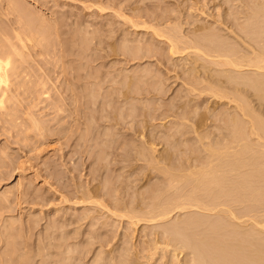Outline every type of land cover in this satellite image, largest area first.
<instances>
[{"label":"rangeland","instance_id":"374dc122","mask_svg":"<svg viewBox=\"0 0 264 264\" xmlns=\"http://www.w3.org/2000/svg\"><path fill=\"white\" fill-rule=\"evenodd\" d=\"M109 1L116 5L120 0H116L118 3L115 0ZM109 1L0 0V47L8 50L7 43H15L17 50L22 51L23 60L21 61H26L22 63L24 71L19 70L23 71L22 76L18 75L20 73L18 71L15 73L16 77L13 73L9 77V85L11 83L12 85L8 89L10 94L7 92L8 102L5 100L4 108L0 109V203H3L0 204L2 205L0 207V264H93L96 260L99 261L98 264H107L108 258H115V260L111 259L115 264L120 263L118 261L122 258L123 262L127 261V263L124 262L125 264H148L145 258L147 253L137 251L145 246L148 237L153 238L149 234L154 231L160 232L164 228L171 230V227L174 228L178 222L186 218H197L198 221L203 222L213 221L226 234L231 231L228 225L230 218H226L220 212L225 209L223 205L217 206L216 212L209 213L195 209L173 211L168 219L159 223L145 225L139 222L137 225H129L124 217L119 218L122 212L113 208L112 204L115 201L136 203L138 200H148L150 204L156 197L166 199L187 191L191 183L190 178H182L179 183L170 182L163 170L170 169L171 172L181 175L182 166H187L192 161L194 163L198 161L196 166L203 163L205 160L202 156H205V152L196 134L206 136L208 134L209 139L203 140L205 143L210 142V139L217 142L218 137L224 134L228 139L219 140L217 145H225L230 140V134H225L227 119L232 114L238 113L235 102L232 100L239 93L227 88L223 76L217 73L229 69L233 70L234 74L255 75L260 70L216 65V63H210L214 59L202 53L194 55L185 51L177 57L169 58L170 65L165 63L167 67H160L170 71V75H180L179 67L184 65L190 67L191 62L197 67V71H191L189 74L182 73L175 81L174 78L169 80L168 90L158 95V99H150L146 102L130 100L129 103L135 115L132 114L134 120H146L143 126L146 133L150 134L144 135L154 140L153 146L156 151L151 155L148 152L150 158L169 155L170 159L162 160L158 164L154 159L152 163L140 160L136 162L130 157L134 155L133 149L137 150L140 142L137 134H123L120 133L122 130L117 132L115 128H103L105 123L100 114L103 112L100 111V107V110L97 107L98 112L93 110L95 106L89 104V97L93 90L101 92L100 88L103 87L104 93L100 100L105 97L110 102V108H107L117 111L121 106L116 102L114 104L115 100L112 101L108 94L114 93V88H126L129 85L131 89H134L144 84L136 76H139L138 72L141 73L142 69H153L150 67L155 65V57L125 63L123 56L127 55V45L134 47V43L144 42L141 44L144 47L145 44H152L148 41L151 39V28H148V32L147 28L139 30L134 27L132 29V26L128 27L130 23H126L123 17H119L118 11L115 7H111L113 4ZM121 1L123 3L120 4V8L123 9L121 13L124 14V18L131 21L130 10L124 9L132 7L136 13L148 14L152 18L166 14L176 18L178 15L177 18L183 21L180 30L185 29V32L189 27L188 22H194L195 25L200 23L208 29L198 33L200 37L205 33L208 36L212 35L216 40L225 43L235 57L252 54L241 38L227 29V25L232 22L234 29L236 26H242L245 23L244 12L261 9L264 3V0ZM109 7L115 9L112 10ZM188 8H191V12L186 10ZM259 19L264 21V10ZM138 20L140 19H133L134 22H139ZM144 21L149 22L148 19ZM53 23L57 29L56 34L52 31ZM260 25L264 27L263 22ZM149 26L150 24H147V27ZM125 31L133 32L134 35L130 34V37ZM138 31H140L139 34ZM29 32L35 33L36 47H33L32 42L25 41ZM16 35L23 38L26 44L24 50L18 46ZM260 37L264 39L263 29ZM99 39L102 45L96 43ZM133 41L136 42L133 43ZM95 43L100 47L95 48ZM165 46H163L164 50ZM156 47L159 49L162 45ZM112 48L118 55L112 54ZM1 51L0 53L3 52ZM201 54L202 57L199 56ZM173 64L177 67H172ZM120 70L122 76H132V83L130 79H124L122 84L115 79L116 83H113V78L110 77L120 73ZM199 72L204 75L199 76ZM17 77L20 78L17 79ZM166 83L169 84L168 81ZM100 84H102L101 87ZM148 85L153 86V83L149 81ZM30 93L33 94L32 96L37 95L39 99L32 98ZM216 93L221 98L213 95ZM115 95L121 96L119 93ZM78 96L82 99L76 102ZM190 99L192 102L194 100L193 104L188 101ZM248 101L264 119V106L259 104L253 96ZM185 102L188 103L185 104ZM106 103L104 108L108 106ZM98 104L96 103L97 106ZM140 107H147L145 118L141 116L143 111L138 110ZM156 109L158 110L155 111ZM129 112L131 113L128 111V114ZM112 113L111 115L114 116ZM185 117H188L187 120ZM201 118L204 120L202 124H205L196 126V122ZM105 132L113 134H104ZM142 146L146 150L149 149L148 144ZM114 149L117 152H123L127 159L115 164L116 166L111 164L115 161H113L114 157L112 159L115 155ZM109 152H112V155ZM101 158L105 159L101 161ZM221 160L224 162V158ZM98 163H103L104 167ZM194 166L191 167L192 170ZM94 186L107 191L108 195L93 196L91 200L95 201V204L85 202L87 199L82 201V197L79 199L80 195H87L86 192H89V189L96 188ZM165 189L167 192L164 191ZM16 192L25 194V197L19 199L18 204L13 200ZM1 198L9 200L8 206ZM225 199L228 201L230 198L218 195L216 189V203ZM80 200L82 203H78ZM244 210L245 208L242 207L241 211ZM193 231L187 229L186 234H192ZM98 237L101 240H110L101 247L103 253L99 251L98 242L96 243ZM64 238L69 239V246L74 249L71 253L65 251V248L70 249V247L64 246L66 244ZM162 239L165 240L164 237ZM91 243L93 244L90 246ZM87 249L89 254L86 257L82 253L77 256L78 252ZM126 250L128 255L123 256ZM107 253L115 257L107 256V258ZM159 254L161 255L162 252L159 251L157 254L156 257L159 259L156 258L155 264L174 263V260L170 261V255L165 254V258L162 259ZM82 255L84 259H79ZM73 257L78 258L79 261L74 260ZM180 257L182 260L179 264H185V260L191 258L187 250H184Z\"/></svg>","mask_w":264,"mask_h":264},{"label":"bare ground","instance_id":"6f19581e","mask_svg":"<svg viewBox=\"0 0 264 264\" xmlns=\"http://www.w3.org/2000/svg\"><path fill=\"white\" fill-rule=\"evenodd\" d=\"M108 1L109 0H107V2ZM110 2L111 1H109V3ZM116 3H118V1H116ZM120 4H123L121 0L119 1L118 4L116 5L113 4L114 6L113 5L110 6L116 8L120 18L123 17V19L127 21L126 23L129 22L131 24L130 25L128 23L129 24L128 27L132 26V29L134 27L139 30L141 28H144V30L147 28L146 30H148V32H149L148 28H151L150 30L151 35L148 34L151 36V39H149L148 41L152 43L149 45L145 44V46L143 47V45L141 46V44H143L144 42L140 44V42L138 43L136 41H133V43L136 42L137 44L134 43V47L130 45L126 46L127 55L123 56L124 57L123 58L124 60L122 59L123 62L128 63L129 61H136V60H141L143 58L155 57V65L153 67H150L153 68L150 70H148L147 68L142 69L141 73L138 72L139 76H136V74L133 73L138 80H142L144 82L143 85L135 87L134 89H131L129 85L126 88L124 87L119 89L114 88L113 89L114 93H112L113 95L111 93L108 94L110 95L109 98H111L112 101L115 100L113 102L114 104L118 103L121 106L117 109V111L111 108L112 111H115L117 113L115 112L112 113V111L107 108L109 107L110 102H108V100H106L105 97L103 98L106 101L103 98L100 100V98L103 96L104 93L102 92L103 90V87H101L102 84H100V87L102 88V89L100 88V90L102 93L100 91L93 90V92H91L89 97V104H91L93 107L95 106L94 107L95 109H93L95 112L97 111V107L101 108V110L99 108V110L103 112L100 113L102 114L101 119H103L102 121H104L105 123L104 124L105 127L103 126V128L106 129L115 128L117 132L118 131L120 132L122 130L120 133L123 134H137V137L140 139L139 142L140 146L139 145L137 146L138 147L137 150L133 149L134 155L130 157L136 162L140 160L141 162L147 161L148 163H152L155 160L156 164H158L162 160L168 161L170 159L169 155L166 156L161 155L158 158L155 157L150 158V155L156 151L153 146L154 140H152L148 135H144V134H150V133H146V129L144 128L145 126H143V124L146 123V120L142 119L135 121L134 120L135 115L133 114L132 108L130 107V103H129L130 100H138V101L140 100L141 102H146L150 99H158L159 97L158 95H162L166 90H168L170 85L169 80L174 78L175 81L178 78H180V75L182 73L189 74V72L191 71H197L196 69L197 67H195L194 63L189 62L190 67H187L185 65L179 67L180 75L179 74L170 75L169 74L170 71L160 67V66L167 67L165 63L169 64L168 62L169 58L171 59L177 57L178 54L183 53L185 51L186 53L188 52V54L191 53L194 55H198V53H202L206 57L214 59L211 60L210 63H216V65L228 66L230 68H235V69H240L242 67H250L260 71L255 75H247V74L244 75L242 73L234 74L233 70H229V69L217 73L223 76L224 83L226 84L227 88H230V90L234 91L235 93H239L232 100L235 102V107L238 113L232 114L227 119L225 134H230V140L228 141L227 144L222 146H218L219 144L217 145L219 140H224V139L226 140L227 137L224 134L218 137L217 142L216 140L214 142L213 139H210V142L208 143H205L203 141L209 139L208 134L207 136L196 134L197 140L201 145H203L202 149L205 152V156L204 155L202 156L204 157L203 160H205L203 163L199 164V166H196L195 164L198 163V161H196V163L192 161L187 166H182L180 170V173H182L181 175L171 172L170 169L163 170L164 175L167 176L170 182L179 183L180 181H182L181 180L182 178L183 179L190 178L191 183L187 191L178 193L176 196L171 198L169 196L166 199H160L156 197L150 202V204L147 202L148 200H145L146 202L143 200H138L136 201V203L130 201L127 202L121 201V203H117V201H115L112 204V207L122 212L119 218L124 217L126 220H128L129 225L130 224L137 225L139 222H141V224L151 225L154 222L159 223L161 221L168 219L173 211L178 212L183 210L195 209L197 211L211 213V212H216L217 206L223 205L225 206V209L220 210V212H222V214L226 218L228 217L230 218L228 225L230 226L231 231L228 232V234H226V232H224V230L221 227L219 228V226H216V222L209 220L203 222L201 220L198 221L197 218H186L185 220L183 221L181 220L180 222H178V224L175 225L174 228L171 227V230L170 228L169 229L164 228L160 232L154 231L150 233L149 235L150 236L152 235L151 237H153L151 239H149L148 235H146V237H148V240H146L145 246L140 247L137 252H141V253L146 252L148 254V255L146 254L145 256V258L148 260L147 261L148 264L156 263V258H158L156 256L159 253V251L162 252L161 255L159 254L162 259L165 256V254L166 255L168 254V256L170 255L169 257H171L170 261L174 260L173 264H179V262L182 260L181 257L179 258V255L184 250L189 251V256L191 257L190 260L189 259L187 261L185 260V264H189V263L190 264H264V119L261 116L260 112H257L256 109H254L250 105V102L248 101L249 98L253 96L255 97V99L258 101L259 104L264 106L263 105L264 104V72H263L264 71V45H263L264 39L263 37H260L261 30L262 29L264 30V27H262L260 24H262V22L264 23V21H260L259 19L262 10H264V3H262V6L260 7L261 9H253L249 13L244 12L243 16L245 23L242 26L235 25L236 27L234 29L233 28L234 24H232V22L229 23V25H227V29L230 30L231 32L236 33L237 36L241 38L242 42L247 45V48L250 50V53L252 54L251 56H242V57H235L234 54L230 52L229 49L225 46V43L216 40V38L213 37L212 35L208 36V34L206 35L205 33L202 37H200L198 33L208 30L206 26L203 27L202 25H200V23L199 25L197 24L195 25L194 22H192L191 20L192 23L189 22L187 23L189 27L185 32V29L182 31L180 30L183 21L177 18L178 15L176 16V18L175 17L171 18V15H169L170 17L166 16L168 14H166L165 16L160 15L152 18L148 14H143V13L140 14V12L136 13L135 10L132 9V7L131 8L127 7L128 9H124V10H130L131 13L129 15L131 16L130 18H132L131 21V19L124 18V14L121 13V10L123 9L120 8L121 6ZM115 8H111V9L113 10ZM101 10H103V8H101ZM186 10H190L189 12H191V8L190 9L188 8ZM134 18L140 19L138 20L139 22H134L133 21ZM147 19L152 24L147 21H144ZM51 20H53V18ZM141 20L142 22H140ZM53 24L54 26H52V31L53 34H56L57 29L55 28L56 27L55 23ZM147 24H150V26L147 27ZM132 29L130 31H132ZM127 30L129 31V29ZM139 32L140 31H138V34ZM257 33H259V35ZM126 34H128L131 37L133 32ZM27 36H28L27 40L25 39V41L32 42L33 47H36L37 39L35 38V33L29 32ZM15 39L17 40L18 46L22 50H24L26 48V44L23 38L19 35H16ZM143 40H145L144 37ZM96 41H97L96 43L99 45L102 43L101 39ZM153 43L155 44L154 46ZM14 44L8 42L6 45L8 50H5L3 49V47H0V51L1 50L3 51V52L1 51L2 53H0V109L4 108L3 105L5 104V100L8 98L7 92H9L10 94V91L8 89L12 85V83L11 85H9L10 84L9 77L12 75V73L16 77L17 74L15 73H18L20 69L22 70L25 69L23 68L24 65H22V63L26 61H21L23 60L22 51H18L16 45ZM97 44L95 48L100 47ZM160 44L162 45V47H160ZM156 46H159L160 48L158 47L159 49H157ZM163 46H165V50ZM56 47H59V45L58 46L56 45ZM109 47L111 48L112 46L110 45ZM112 49H111L112 54H115L114 56L118 55L117 51L115 49L113 51ZM106 53H107L106 55L108 56L109 55L108 52ZM37 54L40 53L37 52ZM202 54L199 56L202 57ZM171 66L177 67L176 64H173ZM23 71L21 72L19 71L20 73H18V75L20 74L19 76H22L21 74H24ZM157 74H161V75H157ZM114 75L110 77L113 78L112 81L114 84L116 83L115 79H118L117 82L120 81L121 84L123 83L124 79H128V80L130 79L132 83L131 80L132 76H126V75L122 76L121 70L120 73ZM200 75L202 74L199 72V76ZM215 75L216 72L214 76ZM18 78L20 77H17V79ZM149 81L153 83V86L148 85ZM167 81L169 84L166 83ZM214 82H216V79H214ZM13 93L15 94V91H13ZM116 93L121 94V96L115 95ZM32 95L33 94H31V96ZM213 95L221 98V96L217 93ZM36 96L37 95H34L32 96V98L35 97L36 99H39V97ZM47 98L48 97H46V99ZM98 98L100 101L98 100ZM77 99L78 101L76 102H79L82 98L78 96L76 100ZM31 100H35V99H31ZM103 100L107 102L106 104H108V106H105L106 108H104L105 102ZM181 100H183L182 97ZM188 101H191V99ZM6 102L8 101L6 100ZM73 102H74V98H73ZM96 103L101 104V106H99V104L97 106ZM187 103L185 102V104ZM108 110L110 112H108ZM138 110H140L141 112L143 111L141 116L145 118L146 116L145 113H147V107L146 108L140 107L138 108ZM157 110L158 109H156L155 111ZM128 111H131V113L129 112L128 114ZM111 113L114 114V116L111 115ZM185 118L187 120L188 117ZM203 121L204 120L202 118L198 119V121L196 122V126H202L203 124H205V123L202 124ZM107 123H109V125ZM104 134H113V133L105 132ZM146 144H148L149 146L148 150H146V148L142 146ZM117 148L118 147H116L115 149ZM115 149L113 151L115 155L113 154L114 156H112V159L114 157L113 161L114 160L115 161L111 163L112 165L114 164L113 166H116L117 164L127 160L123 155V152H117L118 149L117 151H115ZM148 152L150 153V155ZM110 155H112V152L110 153ZM116 157L117 159H115ZM223 158H224L223 160L224 162H222L221 160ZM104 159L105 158H101V161ZM98 164L99 165L102 164V167H104L103 163L101 164L98 163ZM192 166H194L193 170L191 169ZM98 167L100 168L101 166ZM226 187H228L227 188L228 190L225 192ZM100 189L101 188L98 186L96 188H91L89 189V192L88 191L86 192L87 195L81 192L83 195H80L79 199L80 197H82L81 200L87 199V201L85 200V202L90 204L91 203L95 204L94 203L95 201L91 200L93 196L102 197L108 195V193H106L107 191L105 192V190L103 189L100 190ZM216 189L218 195L223 197L224 196L229 197L230 199L228 201L225 199L221 202L216 203ZM164 191L167 192V189H165ZM24 195H25L24 193L16 192V194H14L13 200L16 201V203L18 204L19 199H22ZM151 198L152 197H150V199ZM4 199L1 198V200L5 202V205L8 206L7 204H9L8 203L9 200L8 199L4 200ZM81 200L80 202L78 201V203H82V201H84ZM1 206L2 205H0V207ZM242 207L245 208L244 211H241ZM7 209L9 210V208ZM187 229H191L194 231L192 234H186ZM99 237L96 238L97 239L96 243L98 242L97 243L99 245L98 248H100L99 251L102 252L101 247L107 244V242L110 240L108 241L104 239L101 240V238ZM163 237L165 238V240L162 239ZM64 241L66 242V244L64 243L65 244L64 246L70 247L69 246L70 242H68L69 239L64 238ZM92 244L93 243L89 245L91 246ZM70 249L65 248V251L67 252L69 251L71 253L72 250H74L71 247ZM89 249L91 250V248ZM82 251L83 252L81 251L78 252L77 256H79V253H82L85 257L87 256V254H89L88 249ZM126 251H124L123 256L128 255V251L127 252ZM125 252L127 254H125ZM108 253L106 254V257L111 256V254L109 255ZM136 253H134V255ZM98 254L100 255V253ZM83 255L79 259L82 258L84 259ZM111 257H115V256H111ZM76 259L79 261L78 258H75L74 260ZM108 259L109 262L107 261V264H115L112 261L113 259L115 260V258H108ZM122 259L118 261L120 262L118 264L127 263L126 260H124L125 262L124 263ZM124 259L126 258L124 257ZM98 262L99 261L96 260L95 262H93V264H98Z\"/></svg>","mask_w":264,"mask_h":264}]
</instances>
